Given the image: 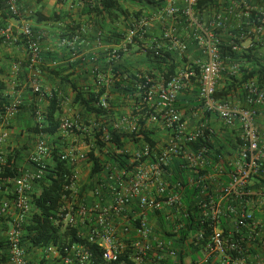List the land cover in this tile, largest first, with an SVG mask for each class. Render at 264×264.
<instances>
[{"label":"built area","instance_id":"2783aa9c","mask_svg":"<svg viewBox=\"0 0 264 264\" xmlns=\"http://www.w3.org/2000/svg\"><path fill=\"white\" fill-rule=\"evenodd\" d=\"M196 3L197 0H164L163 7L132 20L131 28L120 44L125 51L128 45L137 40L138 48L143 53L158 55L165 52L180 60L187 59L175 75L162 83V87H151L144 99L150 107L155 108V112L146 119L147 125L159 126L170 134L167 144L154 156L153 161H149V148L143 146L132 153L130 162L135 164L129 171L108 165L92 181V187L82 189L83 197L79 198V164L85 162L86 153L72 147L65 149L60 157L74 163L71 185L65 186L64 191L68 192L71 200L77 201L74 207L61 209L66 213L58 214L56 224L61 228L80 229L79 236L97 244L102 251V260L107 263L117 262L125 250L130 251L133 264L175 259L178 232L185 230L182 219L189 218L182 200L184 187L180 183L170 185L168 182L171 178L169 168L175 159L182 162L181 169L193 175L188 177L187 186L203 184L194 197L193 216L199 230L204 227L209 235L203 238L200 232L195 240H184V245H196L205 239L202 258L195 264L210 261L213 264H264V192L249 189L254 177L264 179V137L259 134L256 125L257 116H264V90L259 89L254 81L246 84L248 109L214 98L222 73L227 71L228 75L235 76L239 70L237 63L230 64L227 69L224 67L219 52L223 39H230L231 50L240 52L238 43L250 42L254 35L263 33L264 14L255 11L246 2H231L213 11L206 20L199 21L194 15ZM17 5V0L6 1L7 11L15 17L20 15ZM254 12L256 14L253 16ZM152 26L158 30L155 35L151 32ZM38 38L28 25L22 26L17 35L0 30L3 45H16L20 39L23 40L27 60L31 68L35 66L32 93L45 97L50 93L41 88L37 79L40 73L37 66L42 53ZM61 43L68 47L73 44ZM189 45L195 47L197 58H188ZM194 66L198 68V76L192 71ZM18 72L19 66L14 65L12 74L15 76ZM192 77L196 80L202 114L214 116L228 131L238 130L241 149L227 158L226 172L218 162L210 165L208 146L191 147L199 140L204 141L206 132L215 133L209 121L202 118L197 126L189 129L176 108L178 96L191 86ZM100 83H105V78H97L96 86ZM20 106L21 101L16 97L0 113V126L3 128L0 130V146L8 139L5 129L7 121L19 112ZM98 106L109 110L106 95L100 98ZM67 112L60 119L57 136L65 138L71 133L80 140L88 139L86 137L90 136L91 130L80 127L79 115H67ZM34 118L40 129L41 114L36 111ZM111 125L128 132L137 128L136 120L129 115L114 119ZM99 126L92 124L93 128L99 129ZM99 140L104 144L109 143L105 129H102ZM50 153L44 136L37 135L27 156V163L32 169H17V175L5 181L10 186L12 199L5 197L0 200V237L8 264H30L21 244L22 224L31 210L33 184L44 175ZM142 158L147 159L141 161ZM4 165L5 158L0 155V174ZM205 167L212 169L213 173L200 175V170ZM204 182H207L206 186ZM63 198L66 199V196L63 195ZM148 214L153 217L149 219ZM158 215L172 236L163 239L156 234ZM254 247V253H251L249 250ZM43 251L47 255L58 256L52 246ZM148 252L152 259L146 258ZM65 253L60 258L62 264H91L89 252L82 245L72 246Z\"/></svg>","mask_w":264,"mask_h":264},{"label":"trees","instance_id":"16d2710c","mask_svg":"<svg viewBox=\"0 0 264 264\" xmlns=\"http://www.w3.org/2000/svg\"><path fill=\"white\" fill-rule=\"evenodd\" d=\"M6 1L0 0V18L13 19L15 16L7 11ZM79 1L82 4L80 17H85L89 20V22L86 20V23L92 25L98 43L112 46L107 48L103 53L107 59L104 57L100 58V64L103 65L100 76L104 78L106 73H108L105 77V83H100L99 86H96L95 80V85L93 86H79L75 78L71 77V73L64 75L69 65L66 67L53 66L51 69L44 70L39 68V71L57 79L60 84L70 90L72 94L70 104L80 110L77 114L81 118L80 127L91 130L89 137L92 138L87 136L86 138L88 139L85 140L86 144L90 146L85 154V163L89 165L87 183V187L89 188L92 187V181L95 177L108 165H113L118 170L122 169L124 171H129L134 166L135 163L130 162L132 154L126 149L127 146L136 147L138 150L143 146H147L149 148V161H153L154 156L167 144V142H162L163 139H161L159 126L147 125L146 119L150 114L155 112V108L150 107L144 99L151 87L155 85L162 87V83L175 75L187 59L180 60L175 55L165 52L158 55H154L152 52L143 53L138 48L139 43L137 40L132 45H128L125 51L120 47L127 31L131 28V21L136 20L143 14L139 5L154 10L163 7L164 0H129L130 4L139 8L137 10H128L117 0ZM68 2H74V0H57L58 5L62 6ZM220 3L221 0H197L194 7L195 17L199 21L206 20L213 11L219 8ZM255 14L256 12L252 15L254 16ZM66 18L71 19L67 13L61 12L60 14L52 13L46 18L36 17L33 21L35 24L42 22L47 24L57 23L61 27L60 40L74 43L80 39L79 37L83 33V26L85 24L80 21L74 22L71 20L65 24L64 20ZM0 29L8 31L3 25L2 20H0ZM230 41L226 37L222 41V45L219 48L221 61L226 69L230 64L237 63L239 70L235 76L228 75L227 71L222 73L220 81L222 78L223 85L222 87L218 86L214 98L231 102V98L237 96L240 101L239 107L248 109L250 105L246 102L245 86L249 81H254L259 89L264 90V62L254 54L255 48L253 45L249 48H243L242 43H238L240 52H233L229 45ZM19 43L24 44L23 40L19 41ZM115 46L119 47L114 48ZM136 53L143 55V59L139 63L141 66L139 69L138 67L132 68L121 64L125 55H134ZM106 68H109L108 72L107 70L105 71ZM93 70L95 69L93 68ZM192 71L195 76H198L197 67L194 66ZM97 72V70L94 71L93 79H95ZM195 81V77H192L190 79L191 86L187 89V91L189 89L190 91L178 96L176 102L177 108H184L179 105L186 98L193 101L196 108L199 107V104L196 103L198 92ZM7 90L8 86L0 80V113L9 103ZM33 95L38 96L34 93ZM104 95L107 96L109 110H104L98 106L100 98ZM40 99L46 103L45 110L41 113L42 118L39 123L41 128H38L36 121L33 122V117H35V112L38 109L32 107L30 110L32 122L27 128V132H30L33 137L42 134L45 139H52L49 145L51 153L49 161L45 163L44 175L33 184L30 200L31 210L22 224L21 244L24 250L26 247L43 250L52 246L56 249L60 259L72 246L82 245L89 252L91 264H133L129 257V250H125L119 256L117 262L107 263L103 261L101 248L97 244L90 243L86 239L81 238L79 236L80 229L61 228V226L56 224L58 214L63 215L66 213L61 209L68 206L74 207L76 204L77 200H71L68 197V192L64 191L65 186L71 185L75 167L74 163L69 160H61L60 157L65 149L57 141L59 140L57 134L60 129V119L63 115L61 103L64 97L58 95L57 92L51 91L50 96L45 95V97ZM121 109L122 111H127L131 119L136 120L137 128L135 131L128 132L125 129H115L112 127V121L122 115L120 113ZM21 110L24 111L23 106L19 107V111ZM94 123L100 125L99 129L92 127ZM102 129H105L108 133L109 143L107 144L99 140ZM78 134L81 135L82 133L78 132ZM165 134L167 140L170 135L169 131L166 130ZM34 141L35 139L33 143ZM159 144L163 147L159 148ZM199 145H206L210 148V165H215L218 162L225 172L228 170L226 165L227 158L236 154L241 149V141L238 134L236 135L233 131L222 132L220 135L206 132L204 141L199 140L191 145V147L195 148ZM22 150L10 152L5 157V165L0 174V200L5 197L12 199L10 186L5 181L17 175L16 163L20 160ZM146 159L142 158L141 161H145ZM181 164L182 162L173 160V164L169 168L171 178L168 179L170 185L180 183L184 187L182 200L189 215V218L182 219L185 230L178 232L179 240L175 241L176 257L174 260L164 258L159 263L147 261L145 264H195L202 258V248L205 245V239L196 245L192 243L184 245V240H195L200 232L203 238L209 235V231L204 227L201 231L199 230L198 224L194 223L195 216H193L194 197L198 194L203 184H200L198 187L187 186L188 177H192L193 175L185 169H181ZM199 173L204 176L210 175L213 171L209 167H205ZM219 180L225 179L219 178ZM204 185L206 186L207 182H204ZM249 189L264 192V179L260 176L254 177ZM82 192L83 190L79 191V198L83 197ZM63 195L66 196V199L63 198ZM147 217L151 219L153 215L148 214ZM157 219L158 227L155 230L156 234L163 239L172 236L166 231V224L162 217L158 215ZM254 249L255 247L250 248L249 251L254 253ZM151 256V253L148 252L146 258L152 259ZM6 261L5 248L0 237V264ZM207 264L213 263L210 261Z\"/></svg>","mask_w":264,"mask_h":264},{"label":"crops","instance_id":"0c3cea01","mask_svg":"<svg viewBox=\"0 0 264 264\" xmlns=\"http://www.w3.org/2000/svg\"><path fill=\"white\" fill-rule=\"evenodd\" d=\"M117 1L123 6L126 4V0ZM231 2H246L255 11L264 14V0H221L219 7L227 6ZM18 4L17 8L20 11V15L14 17L13 19L0 18V20H2V23L8 32L13 35H17L19 29L24 25L30 26L33 33L38 35V42L42 53L41 62L39 66H37V69L39 70V68H42L44 70L51 69L53 66L66 67L69 65V67H67L68 70L64 72V75L71 73V77L75 78L78 85L82 87L95 85L94 81L97 80V78H100V74H102L103 65L100 64V58L104 57V51L112 46H106L98 43L96 34L93 32L92 25L90 23H86L87 21L89 22V20L85 17H80V9L82 7L80 1L74 0V2H68L64 6L58 5L57 0H19ZM146 8L150 10L149 12L156 10H152L148 7ZM61 12H65L71 17V19L66 18L64 20L65 24L70 22V20L74 22L80 21L85 24L83 26V33L79 37L80 39L75 41L69 47L62 45L59 38L61 27L57 23L47 24L42 22L40 24H35L33 21L36 17L46 18L52 13L60 14ZM157 31L158 30L155 26L151 27V32L154 35L157 34ZM20 41H22V39H20ZM251 45L255 48L254 54L260 58L262 62H264V31L261 35H254L252 41L242 43L243 48H249ZM116 47L117 46L114 48ZM189 51L191 52L188 57L190 60L195 57L196 54L198 55L193 45H189ZM142 59L143 55L140 53L125 55L121 64L132 68L138 67L139 69V67H141L139 63ZM14 65L19 66V72L15 76L12 74V68ZM34 68L35 66L31 68V65L27 60L26 50L22 44L3 45L0 42V80L8 86V101L17 97L21 101V106L24 108V111H19L13 118L7 121L5 129L8 133V139L2 146H0V155L5 158L10 152L24 149L21 151L22 155L20 160L16 163L17 169L24 171L32 168L28 163H24L23 152L29 154L33 147V140L36 139V136L33 137L30 132H27V128L32 122L30 110L32 107H36L41 114L44 112L46 107V103L40 99L42 97L39 98V96H34L31 90L32 80L34 78ZM93 68L98 71L95 79H93L95 71ZM106 70L108 72L109 68H106L105 71ZM107 75L108 73H106V76ZM37 79L41 88L46 90V92L50 93L51 91H54L61 97H64V102L62 101L61 103L62 112H67L69 110L67 109L69 106V100L71 101L72 96L70 90L60 84L57 79L52 78L44 72H40ZM222 85L223 83L221 78V81L219 80V87H222ZM188 91H190V89ZM188 91L186 89L182 93ZM233 98H236V103L240 104L237 96H233ZM196 103L199 104L198 99ZM179 106L184 107L183 109L176 108L178 109L182 117V121L185 123L187 128H194L195 125L203 118L200 108H196L195 103L188 100V98L183 100L182 104ZM70 111L74 114H78L80 110L78 108L71 107ZM125 113L126 115H129L128 112ZM205 116L207 115L205 114ZM34 121L35 119L33 117V122ZM214 121L217 120L210 115L209 123ZM256 125L259 134L264 137V116H257ZM2 129L3 128L0 126V130ZM159 132L161 133L165 131L160 129ZM215 134L220 135V133L217 132H215ZM76 138H73L72 141H77ZM48 140L51 141L52 139ZM57 141L63 146V138H59ZM78 149L81 150V147H78ZM126 149L130 151L131 154L138 150L133 146H128ZM151 190H153V188ZM25 253L30 264H62L58 256L55 257L47 255L42 249L26 247ZM3 264L8 263L5 262Z\"/></svg>","mask_w":264,"mask_h":264},{"label":"rangeland","instance_id":"374dc122","mask_svg":"<svg viewBox=\"0 0 264 264\" xmlns=\"http://www.w3.org/2000/svg\"><path fill=\"white\" fill-rule=\"evenodd\" d=\"M126 4H124V6L128 9V10H137V9H139L140 8V10H141V12L142 13H149V9H147L146 7H142L141 5H139V8H137L136 6H133L132 4H130V1L129 0H126V2H125ZM5 48H7L6 46H4ZM190 54H191V52L189 51L188 52V54H187V56L189 57L190 56ZM198 57V55L196 54V56L195 57H193L192 59H195V58H197ZM236 98H231V103L232 104H234V105H236V106H239V104H237L236 103ZM71 101L69 100V108L67 107V109H69L68 110V112L66 113L67 115L69 114V115H71V114H73L74 115V113H72L71 111H70V109H71V107L72 108H75V107H73V106H71ZM125 112H127V111H122V109H121V111H120V113L122 114V115H124V114H126ZM201 112V111H200ZM119 113V114H120ZM121 115V116H122ZM203 115V118L204 119H206V120H208L209 121V117H210V115H207V116H205V114H202ZM214 117V116H213ZM114 118V117H113ZM116 119H118V117L116 118ZM199 124V122L195 125V126H197ZM209 126H210V128L214 131V132H217V133H222V132H227L228 130L227 129H225V128H223L222 126H221V124L219 123V122H217V121H214V122H212V123H209ZM154 127V126H153ZM237 128V127H236ZM160 130V129H159ZM236 133V135L238 134V130L237 129H235L234 131H233V133ZM162 134H161V139H163L162 140V142L164 143V142H167V140H166V134H165V132H161ZM75 139L76 138V136L74 135V134H68L65 138H63V148L64 149H67V148H72V147H76V148H78V147H81V151L83 152V153H86L87 151H88V145L86 144V141L85 140H80V138L78 139V138H76V140L77 141H72V139ZM161 139H159V141H161ZM45 141H46V144H47V146L49 147V145L51 144V141L50 140H48V139H45ZM128 147V146H127ZM161 147H163V146H161L160 144H159V148H161ZM30 149H31V147H30ZM128 149V148H127ZM24 150V149H23ZM129 150V149H128ZM23 157H24V163H27V156H28V154H26V153H24L23 152ZM88 171H89V166H87V164L85 163V162H83V163H80L79 164V173H78V183H77V188H80L81 190L83 189V188H86V186H87V183H88ZM157 229V226L155 225V230Z\"/></svg>","mask_w":264,"mask_h":264}]
</instances>
